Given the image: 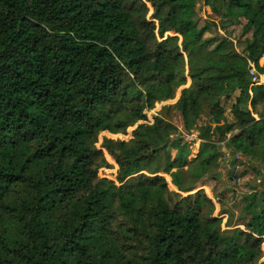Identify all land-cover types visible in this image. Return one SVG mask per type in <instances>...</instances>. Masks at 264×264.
<instances>
[{
	"label": "trees",
	"instance_id": "1",
	"mask_svg": "<svg viewBox=\"0 0 264 264\" xmlns=\"http://www.w3.org/2000/svg\"><path fill=\"white\" fill-rule=\"evenodd\" d=\"M146 1L157 33L143 0H0V264H264V191L229 229L203 189L189 193L216 178L222 154L198 117L235 90V121L219 136L238 129L225 143L232 162L234 152L257 156L251 165L264 170V119L247 120L248 105L264 101L249 74L251 63L264 74V0H203L247 17L242 51L204 37L198 0ZM180 87L163 106L197 129L196 155L161 111L127 140L103 136L119 185L98 177L108 165L98 133H124Z\"/></svg>",
	"mask_w": 264,
	"mask_h": 264
},
{
	"label": "rangeland",
	"instance_id": "2",
	"mask_svg": "<svg viewBox=\"0 0 264 264\" xmlns=\"http://www.w3.org/2000/svg\"><path fill=\"white\" fill-rule=\"evenodd\" d=\"M146 5V12L144 15V19L149 22H153L154 33H157L159 28V23L156 18L153 17V6L150 2L143 0ZM217 2L219 0H216ZM196 24L197 27H200L204 24H208L210 29L204 33V37H211L216 36L217 39L221 38L222 36L227 37L229 40L232 41L234 48L237 51H242L245 46L244 39L245 37L250 36V31L246 34L242 33V27L247 23V17L240 15L238 17H226L224 16L225 10L224 6H217V8H213L209 5H204L203 0H198L196 3ZM169 35H176L179 37L180 42V35L174 31H167L164 33V38ZM264 63V55L259 58V64ZM253 66V63H251ZM254 68V67H253ZM255 69V68H254ZM187 70V67H186ZM185 70V72H186ZM255 80V81H254ZM255 83H264V76L259 77V75L254 79ZM190 84V78H186V83L183 85L187 87ZM182 87V86H181ZM177 89L175 96L171 99H167L161 102H155L154 106L151 109H146L144 111L146 117L145 119H140L136 121L133 125L128 126L124 133H111L107 130H103L98 133L97 140L95 142V146L97 148L104 149L100 147V143L102 141L103 136L109 138H120V139H129L131 137L132 130L136 127L137 123L148 121L151 123L153 121V117L155 115L161 114L163 111L168 117L170 121L178 128L179 131L183 134L186 140L190 142V155L189 157H193L196 155L198 151L199 140L194 139L197 135V129H190L187 131L184 125L183 117L181 113L177 109L169 108L168 111L163 106L164 104H174L179 98V91L181 89ZM239 91L235 90V92L229 96H224L219 101V105L221 107V111H216L212 115L209 112L208 107L205 108L206 113H202L198 117V123L210 122L212 128L215 130V136L220 140L221 147V156L218 158V162L216 166L213 167L215 170L216 178L211 180L208 185L198 183V185L189 193L196 192L200 189H203L206 195L211 199L213 203V210L212 214L221 218V228L222 229H229L233 227H242V224H239L243 219L247 217H242L244 214L242 213L243 207L246 201L255 195L256 199L255 202H260V194L264 191V170L262 165L257 168L256 166L251 165L250 160L257 161V156L254 158L249 159L247 156H243L239 152H234L233 154L236 157V160L232 162L231 160V151L225 145L226 140L231 137L232 134H238L239 130L234 129L228 133H225L224 139L221 140L220 134H223L224 128L233 123L235 118L232 114L233 110L235 109V99L238 95ZM254 105H248L249 114L253 117L252 120H258L259 118L264 119V101H256ZM248 119L247 114V120ZM193 139V141H192ZM106 152V151H105ZM170 156L174 155V150L170 151ZM104 157L108 163L107 166L99 167L97 170L98 177H104L106 179L112 180L116 185L119 183L116 181L115 175L117 171V164L115 163L114 159L109 157V159L105 156ZM158 175H161L165 178L167 182V187L170 190L177 191V188L171 183V178L167 173L159 172ZM167 177V178H166ZM168 179V180H167ZM181 195H186L187 193H180ZM228 219L230 220L229 224L227 225ZM263 242L261 246L262 256L260 260L264 259V236H262Z\"/></svg>",
	"mask_w": 264,
	"mask_h": 264
},
{
	"label": "built area",
	"instance_id": "3",
	"mask_svg": "<svg viewBox=\"0 0 264 264\" xmlns=\"http://www.w3.org/2000/svg\"><path fill=\"white\" fill-rule=\"evenodd\" d=\"M249 74H250L252 80H254L258 76V74H257L256 70L253 68V66H251V68L249 70Z\"/></svg>",
	"mask_w": 264,
	"mask_h": 264
},
{
	"label": "water",
	"instance_id": "4",
	"mask_svg": "<svg viewBox=\"0 0 264 264\" xmlns=\"http://www.w3.org/2000/svg\"><path fill=\"white\" fill-rule=\"evenodd\" d=\"M251 118H253V117L248 113V119H251Z\"/></svg>",
	"mask_w": 264,
	"mask_h": 264
},
{
	"label": "crops",
	"instance_id": "5",
	"mask_svg": "<svg viewBox=\"0 0 264 264\" xmlns=\"http://www.w3.org/2000/svg\"><path fill=\"white\" fill-rule=\"evenodd\" d=\"M258 75H259V77L264 76V74H258Z\"/></svg>",
	"mask_w": 264,
	"mask_h": 264
}]
</instances>
